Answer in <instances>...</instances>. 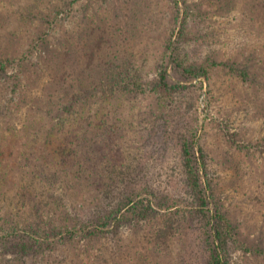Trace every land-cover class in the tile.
Masks as SVG:
<instances>
[{
  "label": "trees",
  "instance_id": "1",
  "mask_svg": "<svg viewBox=\"0 0 264 264\" xmlns=\"http://www.w3.org/2000/svg\"><path fill=\"white\" fill-rule=\"evenodd\" d=\"M46 1L0 0V264H33L36 258L43 264L62 262L65 254L52 255L63 245L73 247L75 254L80 242L91 246L125 222L140 221L159 212L154 205L157 196L149 195V191L156 193L149 182L144 181L139 190L130 185L132 177L128 175L133 163L125 151V140L123 147H117L115 142L121 133L118 125L125 121L123 109L114 121V109L122 107L127 95L142 85V69L132 58L136 54L129 46L96 49L88 43V36L83 42L64 37L54 47L48 44V27L38 35L37 44L13 49L14 39L20 38V33L24 35L7 30L12 25L13 9L26 24L33 18L47 20V10L52 8L41 7ZM173 1L178 5V0ZM58 2L53 3L57 14L66 8L71 10L73 2ZM229 3L232 2H226ZM248 3L250 19L264 36V1ZM183 9V17L176 25L177 36L164 41L156 68L154 99L160 118L170 123L164 132L174 140L171 147H177L190 195L187 209L179 214L196 225L206 264H233L231 245L246 242L240 238V222L220 201L201 133L194 125L170 132L171 123L178 121L175 117L179 107L169 103L181 86L169 80L168 68L173 65L186 77H209L214 66L222 65L260 92L264 67H254L252 55L245 61L235 57L219 60L215 46L205 53L202 50L203 60L199 61L193 43L210 41L213 30L201 32L203 14L196 13L189 3ZM179 14L180 11L177 17ZM99 38L101 41L103 36ZM42 41L48 52L43 57L39 51L43 47L34 49ZM259 49L264 58V46ZM262 100L263 96L256 100L262 106L260 112L264 111ZM240 135L233 133L229 140L237 143ZM143 191L147 195H142ZM85 202L94 203L93 207L85 206ZM174 215L175 211L164 214L165 239L173 234ZM161 246L157 243L156 249ZM248 248L259 250L260 246Z\"/></svg>",
  "mask_w": 264,
  "mask_h": 264
},
{
  "label": "rangeland",
  "instance_id": "2",
  "mask_svg": "<svg viewBox=\"0 0 264 264\" xmlns=\"http://www.w3.org/2000/svg\"><path fill=\"white\" fill-rule=\"evenodd\" d=\"M58 1L48 0L41 5L52 8L47 10V20L33 18L27 24L13 9L12 25L7 30L24 35L20 33V38H15L11 47L22 50L37 44L40 41L38 35L48 27V44L54 47L64 37L83 42L84 36H88V43L96 49H122L125 46L132 49L136 55L131 57L137 62L136 67H141L143 80L141 88L129 93L125 104L114 109V121L121 114L120 109H123L125 121L124 125H118L121 133L115 142L117 147L118 144L123 147L125 140V151L133 163L128 175L132 177L130 185L139 190L144 181L149 182L156 192L151 194L149 191V195L157 196L154 205L159 212L140 221L125 222L117 231L108 233L91 246L80 242L75 254L72 253L73 247L65 244L61 251L52 255L62 257L65 254L64 261L57 260L54 264H206V252L197 238L196 225H191L192 220L187 221L179 214L188 207L190 195L177 147H171L174 140L164 132L170 123L160 118L154 99L156 68L165 38L177 36L179 26L176 25L181 21L187 3L205 17L199 23L201 32L213 30L210 41L196 40L193 43L197 46L199 61L203 60L202 50L205 53L215 46L219 60L235 57L245 61L252 55L251 64L264 67L259 49L264 46V36L255 21L250 19L248 0H245L246 5L244 0H178V5L173 0H149L145 4L141 3L142 0H62L66 4L73 2L71 10L66 8L57 14L54 5ZM227 1L232 3L226 4ZM40 43L34 49L43 47L39 50L41 57L48 55L44 50L45 41ZM31 56L36 57L28 54ZM168 72L169 80L178 81L181 86L169 103L179 107L175 117L178 121L171 123L170 132H178L180 127L188 130L194 125L201 133L220 201L224 202V209L230 210V215L240 222V238L246 242L231 245V262L264 264V111L260 112L262 106L256 101L260 96L264 98V84L260 93L258 88L255 90L249 83L242 82L222 65L214 66L209 77L202 74L186 77L173 65ZM233 133L241 134L237 143L229 140ZM142 195L147 194L143 191ZM93 204L85 202V206L93 207ZM103 205L107 207V202ZM172 211H175L173 234L165 239L163 217ZM157 243L162 245L160 249H156ZM104 246L106 250L102 249ZM249 246H260V249H250ZM33 264L43 263L36 258Z\"/></svg>",
  "mask_w": 264,
  "mask_h": 264
}]
</instances>
